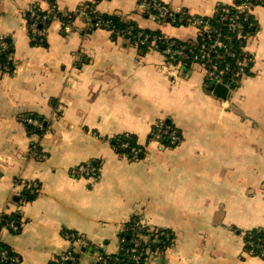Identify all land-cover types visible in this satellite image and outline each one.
Returning <instances> with one entry per match:
<instances>
[{
  "label": "crops",
  "instance_id": "obj_1",
  "mask_svg": "<svg viewBox=\"0 0 264 264\" xmlns=\"http://www.w3.org/2000/svg\"><path fill=\"white\" fill-rule=\"evenodd\" d=\"M53 1L75 13L72 31L55 19L46 46H35L25 13ZM160 1L197 18L236 11V0ZM89 2L0 0V36L13 43L17 70L0 78V213L19 211L24 222L18 233L3 229L0 243L21 264H54L68 249L63 234L73 233L85 243L77 264H99L96 253L117 254L136 220L146 236L174 241L149 264H264L244 246L247 232L264 229V5L252 10L242 45L249 74L222 100L197 64L86 31L79 13ZM96 10L180 42L199 34L195 25L148 20L138 0H100ZM30 114L47 132L27 131ZM160 122L180 132L176 146L150 138ZM129 135L143 148L139 159L114 148ZM36 145L44 159L31 155ZM84 162L95 164L94 179L72 175ZM15 180L36 184V196L24 203L20 190L12 201Z\"/></svg>",
  "mask_w": 264,
  "mask_h": 264
},
{
  "label": "built area",
  "instance_id": "obj_2",
  "mask_svg": "<svg viewBox=\"0 0 264 264\" xmlns=\"http://www.w3.org/2000/svg\"><path fill=\"white\" fill-rule=\"evenodd\" d=\"M99 0H91V3L95 4V8L92 7V12L96 10V5ZM140 8L144 11V13L148 14V20L156 23H171L178 25H195L198 30L203 28L204 30H209L210 27L202 22L199 18L187 15L183 11H173L166 4L161 2L160 0H138ZM264 4V0H238V3L235 2V10L232 12L231 9H225L222 17L219 18L218 24L220 25V29L228 28L230 32H232V36H234L238 41L245 38L244 35V27L246 24L250 25L251 12L256 6H260ZM32 6L29 8L31 10ZM81 17V21L85 27L86 31H90L92 28H102L111 34H113V30L109 27L108 22L98 21L95 23L94 27L92 24V19L89 14L85 11H81L79 13ZM33 17V14H31ZM37 18V17H36ZM47 19V15L43 14L41 17L36 19V21L40 20V22H44ZM27 29L30 33L31 42L41 44L43 40H45L44 31L39 29V26H36V23H27ZM72 24H67L65 29L68 31H72ZM115 36L117 38H122V31L116 32ZM141 35H137L140 37ZM230 36V38L232 37ZM147 38V37H145ZM144 39L137 40L140 44H144L146 41ZM225 36L220 32L213 36L209 35L206 43L202 45L198 52L194 55L192 64H197L203 70L205 83L209 87H214L217 84H222L226 86L228 89L231 88L232 85L239 82L242 76L245 75V68L252 64L251 56L240 47V53L235 54L231 51V46L227 47L224 43ZM160 43L165 45V50H163V54L167 59L183 61L188 60V52L186 51V47H177L175 46V40L168 39L161 34H155L150 41L151 48L150 49H158ZM12 44L8 42L4 36H0V78L3 75H11L16 73V68L13 64V60L11 57ZM224 57H229L232 60V64L224 62ZM232 66L239 67L237 71L235 69H231ZM244 68V69H241ZM24 122L28 124H32L40 130L46 131V126L43 127L41 123L33 118H26ZM150 138L156 141H161L164 137L168 138L170 144L177 145L179 142V136L175 132V130L165 128V123L160 122L155 125V127L150 132ZM126 147V145H124ZM32 156L39 159H44L45 156L42 153L36 154V151L32 150ZM143 155V151L132 150L131 156L133 159H139V156ZM71 173L76 178H87L94 179L97 174V168L92 162H84L79 163L71 169ZM34 184L32 187H36ZM31 187L29 183L23 180H15L10 183L11 192L18 194L22 188ZM20 194V193H19ZM4 213V212H3ZM12 230H16V227L11 224L9 226ZM129 235L131 236V243L133 245V249L124 248L122 245L119 252L117 254H106L98 251L96 253V260L99 264H123L124 260L132 261L133 264H140L142 259V264H149L148 258L146 262L143 261L144 256V247L146 246L144 243H149L148 246L154 248V253L157 255H162L164 250L166 249V245L172 246L173 239L169 236H164L163 241L159 240V233L151 234L150 236H146L147 234H143V228L140 223L136 220H132L130 227L128 228ZM63 237L67 241L68 249L64 254L56 256L53 258L54 264H77L80 260V257L77 255L80 249L85 245L84 241L77 237L73 233H64ZM163 243V247H158L157 245ZM253 241L250 236L245 238L244 246L248 254L253 256H259L264 259V247L258 254H254L252 249ZM257 247V246H256ZM4 259V255H1L0 261H6ZM11 264H21L19 258L10 259Z\"/></svg>",
  "mask_w": 264,
  "mask_h": 264
},
{
  "label": "trees",
  "instance_id": "obj_3",
  "mask_svg": "<svg viewBox=\"0 0 264 264\" xmlns=\"http://www.w3.org/2000/svg\"><path fill=\"white\" fill-rule=\"evenodd\" d=\"M236 3H238V0H236ZM92 7L95 8V4L89 2L87 4V6L81 10L85 11V12H87V14H89L88 16H90V18L92 19L93 27H94L95 23L98 21L108 22L109 27L113 30V32H112L113 34L111 35L112 39H114V40L117 39V36H115V33L119 32V31H122V38L131 40L133 42V44H135V42L137 40H141V39H144L145 37H147V38H145L146 42L144 44H140L137 41L138 42L137 47H139L141 49V52H143V53L147 49L151 48L150 41L152 40L153 36L155 34H160L159 32H155L152 30L141 29L140 27H138L137 23L134 22L133 20H130V19L125 20L117 14H112V15L102 14V13H99L97 10L92 12L94 10V8L92 10ZM224 11H225V9L223 7H219L217 9V13L214 17L199 18L202 22L207 24L210 27V29L204 30L203 28H200L199 34L195 40L187 41V42H182V41L180 42V41L175 40V46H177V47L184 46V47H186V51L188 52L189 58H188V60L182 61V63H181L182 67L185 68V67H188L189 64H191V62L193 61L194 55L198 52V49L206 43L208 36L209 35H211V36L215 35L217 33V31H220L225 36L224 43L227 47L231 46V51H233L235 54L240 53V47L245 43L246 36H248L250 34V31H251L250 27L251 26H249L248 24L245 25L244 30H243L244 35H245V39L238 41L234 36H232V32H230L228 30V28L220 29V25L218 24V20L220 17L223 16ZM31 14H33V17H31ZM43 14L47 15V19L43 23L40 22V20L36 21V19L41 17ZM144 16L148 19V14L145 13ZM75 17H76L75 13H70V12L68 13V12L60 11L57 8L54 1L49 4V10L48 11L43 10L39 5H32L31 10H28L25 13L26 26H27V23L30 24V23L35 22L36 26H39V29L44 31V33H45V40H43V42L41 44L34 43V42H32V44L35 46H38V45H41L43 47L46 46V30L48 29V26L51 24V22L54 21L55 19H58L62 22V25L64 28V27H66L67 24H71L75 20ZM175 25H178V24H175ZM93 29H95V28H92V30ZM139 34L141 36L137 37V35H139ZM230 36H232V37L230 38ZM5 39L8 42L11 41L8 36H5ZM12 45H13V43H12ZM165 48L166 47L163 43H160L158 46V49H161V50H165ZM12 54H13V46H12V50H11V56H12ZM224 62L232 64V60L229 57H224ZM238 68L239 67H237V66L231 65V69H235L234 71H237ZM241 69H244V68H241ZM249 69H250V65L245 68V74L246 75L249 74ZM232 86L235 87L236 84H234ZM208 91H210V89ZM27 118H33V119L39 121L43 127L46 126V122L43 120L44 118H42L38 115L30 114L29 117H27ZM24 125H25L28 132H32L33 134H36V135H42L43 134V130H40V128H38L32 124H28V123L24 122ZM165 128H167L169 130H171V129L175 130L177 135L180 136V132L177 131L175 128H173L171 126V124H168L165 122ZM179 140H180V137H179ZM161 142L163 143V145H166L168 147L174 146V145L170 144L168 138H166V137H164V139H162ZM113 144H114V148H115L117 153L123 154L130 159H132V156H131L132 150H138V151L143 150V148L137 144L135 137H133L132 135L123 136V137H120L117 139L115 138V141L113 142ZM124 145H126V147ZM39 149H40V147H38L36 145V148H35L36 154L39 153ZM142 156L143 155H140L139 158H141ZM36 188L37 187L31 186L28 188H22L21 189L22 201L24 203L32 200L36 196L35 195L37 193L35 190ZM21 217L22 216L19 213V211H14L12 213H7V212L0 213V232L3 229L7 228L13 233H18L24 224ZM11 224H13L16 227V230H12L9 227ZM248 236H250L251 240L253 241V245H252V247H250V249H252L254 254H258L261 251V249L264 247V229L251 230V231L247 232L245 238H247ZM163 238H164V235L160 234L159 240L163 241ZM131 240L132 239H131L130 235L124 236V243H123L124 248L133 249V245L131 243ZM144 244L146 246L144 247V253L145 254L143 256V261L146 262V259L148 258V261L151 262L152 259L157 256V254L154 253L153 247L148 246L149 243L148 244L144 243ZM163 245L164 244L160 242V244H158L157 246L163 247ZM2 254L4 255V259H7V260L2 261V262L0 261V264H11L10 259L16 258V257L19 258V256L17 254H15L9 248H7L5 245H2L0 243V258H1ZM77 255L80 257V251L78 252ZM19 260H20V258H19ZM123 264H133V262L128 261V260H124ZM140 264H142V259H141Z\"/></svg>",
  "mask_w": 264,
  "mask_h": 264
},
{
  "label": "water",
  "instance_id": "obj_4",
  "mask_svg": "<svg viewBox=\"0 0 264 264\" xmlns=\"http://www.w3.org/2000/svg\"><path fill=\"white\" fill-rule=\"evenodd\" d=\"M228 92L229 89L222 84H217L212 88V94L222 100H224L227 97ZM11 199L15 203H18L21 200V196L18 194H14L12 195Z\"/></svg>",
  "mask_w": 264,
  "mask_h": 264
}]
</instances>
